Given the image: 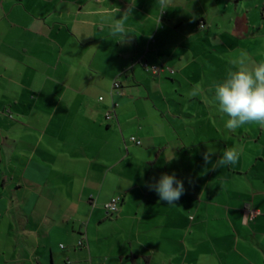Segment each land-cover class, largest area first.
Masks as SVG:
<instances>
[{
    "label": "crops",
    "instance_id": "1",
    "mask_svg": "<svg viewBox=\"0 0 264 264\" xmlns=\"http://www.w3.org/2000/svg\"><path fill=\"white\" fill-rule=\"evenodd\" d=\"M241 50L264 60V0H0V264H264V127L214 98Z\"/></svg>",
    "mask_w": 264,
    "mask_h": 264
},
{
    "label": "clouds",
    "instance_id": "2",
    "mask_svg": "<svg viewBox=\"0 0 264 264\" xmlns=\"http://www.w3.org/2000/svg\"><path fill=\"white\" fill-rule=\"evenodd\" d=\"M169 0H157L163 10ZM120 9L114 7L111 20V34L119 35L123 39L128 35L125 20L131 14L129 7L122 18L114 16ZM121 39V40H123ZM264 56V52L260 53ZM232 65L225 77L214 84V98L218 102V110L230 117L225 127L235 131L244 125L257 124L264 127V60L251 62L246 51L241 50L239 55L230 61ZM74 71V69H72ZM201 92V85L196 84L187 93L189 97H196ZM208 150L203 154L206 163L211 161L216 149L207 145ZM240 151L235 148L223 150V154L215 161L214 168L225 165H234L238 162ZM172 159V158H171ZM150 190L158 193L160 200L167 204L175 205L185 192L184 183L175 174H162L154 185H149Z\"/></svg>",
    "mask_w": 264,
    "mask_h": 264
},
{
    "label": "built area",
    "instance_id": "3",
    "mask_svg": "<svg viewBox=\"0 0 264 264\" xmlns=\"http://www.w3.org/2000/svg\"><path fill=\"white\" fill-rule=\"evenodd\" d=\"M145 68L147 69V71H151L153 74H158L161 71V68L158 66H149L148 64L145 65ZM115 87L117 89H119L120 84L118 82H115ZM101 100H103V98H100ZM114 112V111H113ZM114 117V113H108L107 114V119H112ZM130 141L132 143H135L136 145H141L142 142L137 139L136 137H131ZM119 203H120V199L119 198H115L112 199L111 201L107 202L105 204V209L107 210L108 215L110 216H114L119 212ZM250 218L254 219L255 216L257 215L256 212H250Z\"/></svg>",
    "mask_w": 264,
    "mask_h": 264
}]
</instances>
